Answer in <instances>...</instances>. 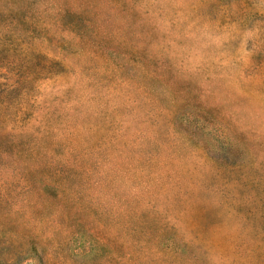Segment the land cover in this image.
I'll list each match as a JSON object with an SVG mask.
<instances>
[{
    "label": "rangeland",
    "instance_id": "1",
    "mask_svg": "<svg viewBox=\"0 0 264 264\" xmlns=\"http://www.w3.org/2000/svg\"><path fill=\"white\" fill-rule=\"evenodd\" d=\"M0 264H264V0H0Z\"/></svg>",
    "mask_w": 264,
    "mask_h": 264
}]
</instances>
